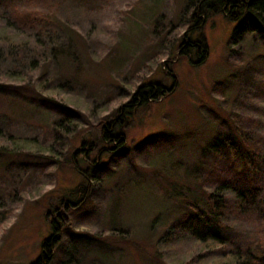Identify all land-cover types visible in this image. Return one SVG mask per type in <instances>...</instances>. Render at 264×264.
I'll return each mask as SVG.
<instances>
[{"label": "rangeland", "instance_id": "1", "mask_svg": "<svg viewBox=\"0 0 264 264\" xmlns=\"http://www.w3.org/2000/svg\"><path fill=\"white\" fill-rule=\"evenodd\" d=\"M186 1L57 0L62 30L51 48L59 53L41 50V74L69 91L70 106L79 111L74 129L56 131L63 116L33 103L45 91L40 75L27 72L24 85L0 79L19 88L18 96L0 94V134L9 141L0 140V264L33 263L53 235L59 236L53 243L64 252V264H162L159 238L168 237V227L188 211L183 197L196 193L211 171L233 177L241 188L264 186V164L252 174L226 149L227 139L237 144L244 135L264 134L261 38L246 40L241 61L231 58L229 40L238 23L215 14L190 33L193 41H205V62L198 65L195 50L192 62L174 61L181 36L194 26L185 15ZM26 53L19 60L5 58L4 70L27 68L34 55ZM165 61L175 85L164 75ZM142 82L172 92L135 115L126 129V156L107 170L95 200L74 211L59 207L67 196L73 204L79 200L71 192L83 179L71 153L89 152L83 141L99 142V122ZM19 137L31 145L15 151L10 147L20 144ZM226 233L243 248H257L249 224ZM51 252L48 264H63ZM185 252L173 256L184 258Z\"/></svg>", "mask_w": 264, "mask_h": 264}, {"label": "trees", "instance_id": "2", "mask_svg": "<svg viewBox=\"0 0 264 264\" xmlns=\"http://www.w3.org/2000/svg\"><path fill=\"white\" fill-rule=\"evenodd\" d=\"M59 8L57 0H0V79L22 82L24 85L26 79L29 80L27 72L40 75L45 91L40 93L43 97H33V103L52 114L63 116L53 125L56 131L64 127L74 129L80 122L79 111L70 106L71 101L67 98L69 91L64 90L62 85H54L51 79L41 74L45 65L41 50L48 47V50L59 53L57 49L51 48L54 42L60 40L62 29L57 21ZM188 13V20L194 26L187 28L181 36L179 54L174 61L187 58L192 62L191 50H195L198 65L205 62L208 58L205 41H193L190 33L195 29L201 30L207 19L215 14H223L230 21L238 23L229 40V47H232L231 58L242 60L245 54L243 44L248 38L253 41L257 37L261 38L264 47V0H187L185 15ZM233 44L234 47H240L234 49ZM28 49L34 58L29 60L27 68L4 70L2 65L5 64V58L8 61L12 58H25ZM167 61L171 63V59ZM167 61L164 62V67L167 66L168 70L164 69V75L173 79L175 85L177 77ZM11 84L0 83V94L18 96L19 88L10 89ZM171 92L172 90L159 83L142 82L130 99L117 108L112 116L99 122V142L87 138L83 145L89 147V152L75 149L71 153L72 167L83 179L81 185L71 192L79 200L73 204L67 196L60 201L59 207L74 211L90 200H95L106 183V177L110 175L111 171L107 170L117 168L126 156V129L135 115L141 110H149L152 104ZM51 93L54 94L50 95ZM0 140L7 139L0 134ZM17 141L20 142L19 145L10 147L15 151L25 149V144L31 145L26 138L19 137ZM226 141V149L234 153V157L239 155V161L252 174L259 171L260 165L264 164V134L253 133L251 137L244 135L237 144L228 139ZM212 148L218 154L222 152L216 144ZM211 172L213 173L207 175L196 193L183 197L188 211L168 227L167 238H159L158 248L162 255L160 261L162 264H264V186L241 188L233 177L214 170ZM59 210L57 209L58 212ZM242 223L249 224L256 231L259 238L257 248H243L227 233L222 235L223 231ZM53 225V229L58 231L56 224ZM56 240L59 241V236L53 235L45 241L40 257L31 264H48L51 251L58 252L53 243ZM66 243L70 244L60 242L61 245ZM182 249L186 250L182 253L184 258L173 256ZM58 253L59 262L64 264V252L60 249Z\"/></svg>", "mask_w": 264, "mask_h": 264}]
</instances>
